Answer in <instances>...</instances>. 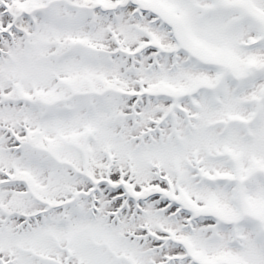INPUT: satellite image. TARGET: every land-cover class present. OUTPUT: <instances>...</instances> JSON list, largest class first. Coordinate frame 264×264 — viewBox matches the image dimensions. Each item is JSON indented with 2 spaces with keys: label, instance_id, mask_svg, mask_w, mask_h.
Returning <instances> with one entry per match:
<instances>
[{
  "label": "snow or ice",
  "instance_id": "6c2138e0",
  "mask_svg": "<svg viewBox=\"0 0 264 264\" xmlns=\"http://www.w3.org/2000/svg\"><path fill=\"white\" fill-rule=\"evenodd\" d=\"M0 264H264V0H0Z\"/></svg>",
  "mask_w": 264,
  "mask_h": 264
}]
</instances>
